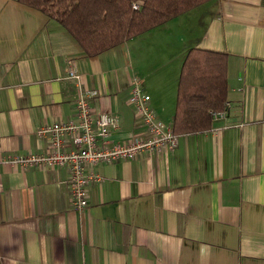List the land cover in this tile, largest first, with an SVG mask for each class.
<instances>
[{
	"label": "crops",
	"instance_id": "1",
	"mask_svg": "<svg viewBox=\"0 0 264 264\" xmlns=\"http://www.w3.org/2000/svg\"><path fill=\"white\" fill-rule=\"evenodd\" d=\"M226 53V116L178 134L173 149L88 166V206L69 199L66 167L23 169L48 149L44 123L71 119L77 86L120 120L114 141L147 133L128 102L139 77L172 127L187 51ZM0 264H264V0H209L99 55L53 18L0 0Z\"/></svg>",
	"mask_w": 264,
	"mask_h": 264
},
{
	"label": "trees",
	"instance_id": "2",
	"mask_svg": "<svg viewBox=\"0 0 264 264\" xmlns=\"http://www.w3.org/2000/svg\"><path fill=\"white\" fill-rule=\"evenodd\" d=\"M55 19L88 56L124 41L209 0H19ZM133 3L138 8H133ZM226 53L187 51L179 72L172 128L201 132L211 126L210 112L228 99Z\"/></svg>",
	"mask_w": 264,
	"mask_h": 264
},
{
	"label": "built area",
	"instance_id": "3",
	"mask_svg": "<svg viewBox=\"0 0 264 264\" xmlns=\"http://www.w3.org/2000/svg\"><path fill=\"white\" fill-rule=\"evenodd\" d=\"M132 6L138 8L136 3ZM68 77L77 86L75 115L65 121L44 123L38 127L37 135L48 140V149L13 155L7 161L23 169L66 167L69 171L70 202L75 209L83 210L88 206V186L102 180L98 174L88 172V166L131 160L140 154L173 149L177 146L178 134L170 125L157 119L150 95L144 91L141 79L133 76L128 102L133 105L136 117L147 134L127 141L112 140V132L120 125L119 118L107 112L94 113L90 100L96 91L82 88L80 75L71 68ZM227 106L225 103L223 109L211 111V119L225 118Z\"/></svg>",
	"mask_w": 264,
	"mask_h": 264
}]
</instances>
